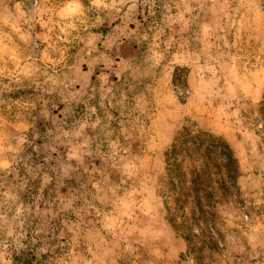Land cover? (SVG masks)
Returning a JSON list of instances; mask_svg holds the SVG:
<instances>
[{"label":"rangeland","instance_id":"374dc122","mask_svg":"<svg viewBox=\"0 0 264 264\" xmlns=\"http://www.w3.org/2000/svg\"><path fill=\"white\" fill-rule=\"evenodd\" d=\"M182 129L231 151L204 153L187 241L162 194ZM28 253L264 264V0H0V264Z\"/></svg>","mask_w":264,"mask_h":264},{"label":"trees","instance_id":"16d2710c","mask_svg":"<svg viewBox=\"0 0 264 264\" xmlns=\"http://www.w3.org/2000/svg\"><path fill=\"white\" fill-rule=\"evenodd\" d=\"M200 137L207 138V144L202 150L201 146L205 140ZM211 149L219 150L225 160L230 159L231 151L222 140L201 132L190 135L185 129H182L163 154L166 179L162 194L165 197V203H170L169 207L165 206L167 220L173 230L180 233L179 235L183 236L186 241L188 237L190 240V238L196 236L191 235L187 227L174 225L173 221L175 218L182 217L181 211L183 208L186 209V213L191 220L195 219L196 212L204 213L200 209L199 200L204 198L208 203L211 197V178L207 173V166L202 160L205 157L204 153L210 152ZM177 156L181 157L179 161H177ZM184 159L187 160V163H183ZM183 169L191 177L188 186L185 185ZM182 230L186 231L185 234L181 232ZM209 239L208 234L200 232L199 241L201 244ZM33 261L34 256L28 253L24 255L20 264H32Z\"/></svg>","mask_w":264,"mask_h":264}]
</instances>
